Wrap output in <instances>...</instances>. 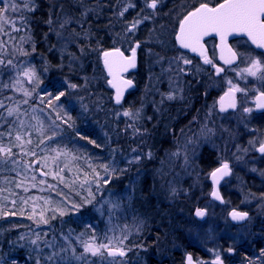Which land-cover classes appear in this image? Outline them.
Masks as SVG:
<instances>
[{
  "label": "rangeland",
  "instance_id": "1",
  "mask_svg": "<svg viewBox=\"0 0 264 264\" xmlns=\"http://www.w3.org/2000/svg\"><path fill=\"white\" fill-rule=\"evenodd\" d=\"M61 1L49 2L45 13L41 40L55 53L57 61L49 62L47 55H43L45 70L39 74L35 68L39 87L29 84L20 74L25 67H30L29 57L23 53L31 43L26 32L39 0H16L22 10L17 13L9 10L15 24L4 25L5 31L0 32V59L5 60V64L0 65V103L4 105L0 108V131L6 129L0 138L17 145L15 136L19 133L24 141L7 163L0 162V204L3 200L7 206L0 205V222L7 223L6 229L12 228L11 214H16L13 204L20 207L17 215L23 222L18 232L10 234L7 243L14 247L10 253L17 255L22 250L24 257H14L11 264H36L37 259L41 264H143L148 252L160 258L182 252L188 246L213 259L216 251L223 257L231 248L235 253L231 258L238 260L236 264H254L256 253V264H264V156L249 144L255 137L254 143L264 139V116L256 117V136H251L252 132L247 130L249 124L242 121L240 114L244 107L252 108V96L264 91V80L258 78L260 73L256 77L246 73L244 78L237 75L239 70L249 66V57L261 61L264 58H254L245 41H236L239 64L224 76L206 75L193 63L178 62L172 43L173 27L186 7L204 0H177L175 4L159 0L155 10L146 9L144 0H69L73 7L71 15L63 10ZM216 1L209 0V3ZM24 3L27 8L23 7ZM127 3L135 7L120 16ZM162 4L167 5V9H162ZM142 8H145L143 15H151V19L144 20L128 34L126 28ZM89 15L90 19L102 21L103 32L84 26ZM92 36L96 44L90 45L92 57H89L84 52ZM100 38H104L110 48L102 49ZM136 42L141 45L136 91L126 105L115 111L110 106L108 77L99 59L102 52L109 49H120L131 56ZM85 44L87 46H83ZM35 47L32 43L30 52ZM9 59L15 68L7 66ZM16 79L19 84H13ZM228 80L246 90L236 93L240 111L233 116L217 110L218 96L229 87ZM65 81L81 86L76 90L68 89L70 94L60 102L72 117L74 114V128L61 125L60 129H55L52 120L57 112L61 115L63 112L49 108L44 93L55 94L57 88L64 90ZM5 84L8 87H4ZM33 87L36 91L25 97L23 90ZM169 94L174 98L168 99ZM111 96L113 101V94ZM41 97L45 103H40ZM25 99L27 104L23 103ZM7 107L18 108L19 112L8 117ZM124 111L132 115L126 117ZM37 119L44 125L42 133L33 127ZM20 120L25 123L20 125ZM204 125L213 130L207 136L201 134ZM9 126L11 137L8 136ZM54 130L58 133L55 142L45 140L41 144ZM90 130L95 144L100 145L102 156L107 158L100 163L108 165V172L96 162L88 166L89 162L82 157V148L94 145L88 142L89 138H80L87 136ZM241 139H246L245 143L238 142ZM52 149H62L67 155L57 156ZM223 164L229 166L230 174L218 186L224 200L221 206L210 198L209 175ZM12 173L18 176L10 179ZM104 178L108 179L107 183ZM68 191L78 196L72 197ZM194 208L205 209L203 222L192 216ZM61 209L63 216L59 215ZM234 210L249 215L242 223L234 224L229 219ZM41 214L48 223L41 222ZM53 216L56 218L52 219ZM69 233L71 236L66 240ZM80 233L84 235L80 237ZM93 234L104 243L108 242L106 236L127 235L125 255L108 257L104 251L102 256L86 254L83 260L75 259L74 256L83 253V245L77 237L87 241ZM37 235L40 240L34 245L32 241ZM49 243L52 246H48ZM61 248L66 251L61 252ZM54 252L59 255L53 256ZM48 256L53 259L47 260ZM3 257L0 249V264Z\"/></svg>",
  "mask_w": 264,
  "mask_h": 264
},
{
  "label": "snow or ice",
  "instance_id": "2",
  "mask_svg": "<svg viewBox=\"0 0 264 264\" xmlns=\"http://www.w3.org/2000/svg\"><path fill=\"white\" fill-rule=\"evenodd\" d=\"M159 0H144V5L146 9L155 10L157 8V4ZM24 8H27L28 5L26 3L23 4ZM135 7L132 3H127L123 10L119 13L120 16H123L125 12L128 11L129 8ZM145 8L140 10V13L137 14L136 17L133 18V21L126 28V32L131 34L137 28V25L141 24L144 20L151 19V15H143ZM9 10L13 13H17L21 11L20 3H17L16 0L9 3L8 0H0V32H4V25H8L9 23L15 24L14 20H11L9 16ZM51 23V21H49ZM63 27V25H61ZM214 33L219 36L221 41V57L220 59L223 61L225 65H231L236 58V53L232 51L231 48H228L225 44V40L227 36L230 34H246L248 38L251 40L253 44L257 46V48L264 49V0H222V2H218L212 6H210L209 0H204V2L200 3L198 7H193L192 11H188L183 18L179 20V28L176 31L175 39L183 49H189L192 52H199V55L203 58V63L206 65H211L217 74L221 72L227 71V69L223 67H218L213 63L212 59H209L203 50V44L201 43L203 37ZM227 51L228 55L225 56L224 52ZM24 55H28V53H23ZM135 55L136 49H132V56L125 57L124 53L120 51V49H115L112 52L105 51L104 52V64L108 71V74L113 77L112 80H109L108 83L116 89L115 100L117 104H120L121 97L123 95V89L125 87L131 86V81L121 80L119 78L118 73L122 71H126L129 67L135 66ZM176 59H183L184 64H191L192 61L184 58L183 56L178 57ZM251 59V63L248 67L241 69L237 72V75L241 78H244V74L246 73L248 76L256 77L258 73L259 79L264 80V61ZM5 60L0 59V65H4ZM7 66L15 68L16 65L13 63L11 59L7 61ZM180 72H184L185 69H179ZM29 84H36V87H39L38 76L36 73V69L32 67H25L21 73ZM19 79L13 81V84H19ZM229 87L228 90L224 93L223 96L220 97V111L225 112L228 109H236L237 108V100L236 93L241 91H246L237 87L231 80L227 81ZM67 84V88L64 90L56 89V93L45 92L44 94L48 97L46 103L47 106L53 110L60 109L63 112V115L60 112H57L56 117L52 120V125L55 129H60L61 125H66L68 128H74V118L71 116L70 111L65 108V106L60 103L62 98L68 96L70 93L68 89L76 90L80 85L70 83L65 81ZM4 87H8L7 84ZM36 87H33L31 90L24 89V96L30 97L33 92L36 91ZM168 99H173L174 96L169 94ZM55 102V103H54ZM23 103L27 104L28 100L25 99ZM40 103H45L43 97H41ZM255 105L257 109H264V91H259L255 97ZM4 105L0 103V108H3ZM83 107V105H82ZM85 110H87L85 108ZM7 116L12 117L14 114L19 112L18 108L7 107ZM43 111V109H41ZM253 109L249 107H244V113H250ZM27 113H25L26 115ZM119 115V113H118ZM123 115L126 117H130L132 113L130 111H124ZM33 119H36L35 117ZM195 119V117H194ZM59 121V123H56ZM25 123L24 120H20V125ZM36 131L43 132L44 125L40 120H36V124L33 125ZM212 129L208 128L207 125L202 126L201 134L204 136L212 133ZM57 131H53L51 136H45L44 139L41 140V144L45 142V140L49 142H55V138L57 136ZM4 135L3 131H0V137ZM77 135H80L77 132ZM8 136L11 137V126H9ZM81 139H87L86 136L81 135ZM15 141L18 142L16 146L22 147L24 141L22 140L21 134H17L15 136ZM255 138L249 141L250 145L255 147V150L261 154H264V139L255 142ZM89 143H95L92 140L88 141ZM28 143H31L29 140ZM258 145V146H257ZM99 146V145H97ZM59 155H67L62 149H52ZM135 151V149H133ZM247 151V149H244ZM15 153L12 152V149L9 147L0 146V156L4 157V161L6 162L9 158L13 157ZM139 159V157H136ZM13 163H17V161H13ZM105 172H108V165H102ZM255 170V169H254ZM230 174V169L227 164H223L220 168H217L215 171L211 173L213 184H217L221 178ZM97 179L100 177L97 175ZM104 182L107 183L108 179L104 178ZM175 191V189H173ZM89 195L91 196V192L89 191ZM212 195L216 199H221L220 194L215 189L212 192ZM91 202L90 200L88 201ZM115 206V205H113ZM75 207V205H74ZM56 211V209H53ZM7 215V213H5ZM65 213L61 209L59 210V215L63 216ZM197 217H203L205 212L201 209L196 210ZM248 214L246 212H238L233 211L231 213V217L235 221H242L247 218ZM31 219V217H29ZM56 217L53 216L52 219ZM41 222L48 223V219L41 214ZM127 228V225L125 226ZM111 230V229H110ZM84 233H80V237H82ZM71 236V233L68 234V237H65L67 240ZM107 239V243L98 240V238L93 234L87 241L81 240L77 237V241L83 245V253L78 256H74L77 260L85 259L86 254H91V256H102L103 252L106 251L109 257H116L117 255L123 257L125 255L124 251V241L128 239L127 235H122L120 237H105ZM40 240L39 235H37L36 240H33L32 243L37 245V242ZM48 246H52L49 243ZM61 252L66 251V249L61 248ZM229 252L233 251L231 248L228 249ZM75 253V249H73ZM216 259L213 261V264H223V260L221 259L220 252L216 251L215 253ZM59 255V253L54 252L53 256ZM262 255H264V251H262ZM53 256L46 257L47 260L51 261ZM61 259H65L61 257ZM36 264H41V261L37 259ZM94 264V262H93ZM187 264H193V257L189 254L187 257ZM197 264H202V262H197Z\"/></svg>",
  "mask_w": 264,
  "mask_h": 264
},
{
  "label": "flooded vegetation",
  "instance_id": "3",
  "mask_svg": "<svg viewBox=\"0 0 264 264\" xmlns=\"http://www.w3.org/2000/svg\"><path fill=\"white\" fill-rule=\"evenodd\" d=\"M166 2L175 4L176 2H179V1H177V0H167ZM218 2H222V0H218L215 3H213V4H210V6H212V5H214V4L218 3ZM199 4H196V2H193V4L191 6L186 7L184 9V11L181 14V17L177 20V22L175 23V25L173 27L172 33L174 32V37L172 38V43L174 45L175 51H177L178 57L183 56L184 58H187V59L191 60L192 63L195 66H199L200 68H202L206 72V75H210V76L214 75L216 78H218V76H224V75H226L228 73H231L237 67V65L239 64V55H238V50L235 49V47H234V43L236 41H245V40L238 38V39H234V40L230 41V47H231L232 51L237 54L235 62L233 64H231V65H225L223 63V61L220 59L221 56H219L218 51H217V41H216V39L208 38V39L203 41V43H202L203 44V50L205 51V53L208 56V58L212 59L213 63L216 64L218 67H223V68L227 69V71L221 72L220 74H217L215 72V69L211 65H206V64L203 63V58L199 55V52H192L189 49L181 48L177 44V41L175 39L176 31L179 28V20L182 19L183 15H185L188 11H192L193 7H198ZM158 6L159 5H157V9H158ZM161 7H162V9H167V5H165V4L164 5L162 4ZM246 44L249 47V49H250L249 51H250V53L253 54L254 58H256V56H261V57L264 58V54H262L261 52H258L255 49H253L247 42H246ZM135 46H136L135 49L137 51V57H138L137 58L138 68H137L136 72L128 74V76H127L128 78H130L134 82L135 88H134V90L129 91L128 93H126L122 103L118 107L114 106L113 101H112V96H111L112 93L109 90V94H110V97H111L110 102H111V105H112V107H111L112 110L116 111L117 109L122 108L123 105H126L128 103V101L130 100V96L136 91L137 85H136V82H135V76L137 75L138 70H139V66H140V55H139V53H140V50H141V47H140L141 45L136 42ZM125 54L128 55L129 53L125 52ZM227 55H228V53L225 54V56H227ZM178 62L184 63L183 59H180V60L178 59ZM227 90H228V88L225 89L223 92H221L220 95L218 96L217 110L219 111V113L224 114L226 116H233V114H237L240 111V109H239V104H240L239 101H240V99H239L238 94H236V100H237V108L236 109H228L225 112H221L220 111L219 100H220V97ZM255 97H256V92L253 94L252 99H251V103H250V105L252 106L253 111L250 112V113H244L242 111V113H240V114L243 115L242 118H241L242 121L243 122L246 121L247 124H249L248 125L249 128L247 130L249 132H252L253 135H251V136H256V119L259 118V117H263L264 116V109H257L256 108ZM244 116H247V119H244ZM246 139L248 140L249 137L246 136ZM246 139L238 140V142L245 143ZM258 154L260 156H264V154H260V153H258ZM218 190H219V188H218ZM219 193H220V190H219ZM222 199H223V197H222ZM194 209H196V208H194ZM200 209H202V208H200ZM192 214H193V212H192ZM205 218H206V211H205ZM196 221L203 222V221H199V220H196ZM239 252H238V255H241ZM189 254L193 257V263L194 264H197V262H202V264H213V261L216 259V258L213 259L207 253H205V252H203V251H201V250H199V249H197L195 247L188 246L182 252L169 253V254H166L165 257L162 256L160 258L155 257L157 254L148 252V253H146V257H145L146 260H145V262L143 264H186V258L188 257ZM234 255H235L234 251H231V252L228 251V255L227 256L221 257V259L223 260V264H236L237 263L236 261H238V260L237 259L234 260V259L231 258ZM254 260H255L254 264H256V253L254 254Z\"/></svg>",
  "mask_w": 264,
  "mask_h": 264
},
{
  "label": "trees",
  "instance_id": "4",
  "mask_svg": "<svg viewBox=\"0 0 264 264\" xmlns=\"http://www.w3.org/2000/svg\"><path fill=\"white\" fill-rule=\"evenodd\" d=\"M54 1L55 0H39V2H37V4H36L37 8H36V10L34 11V13L31 16L32 23L30 22V26L28 28V31L26 32L28 37L31 40V43L29 45H27L28 50L26 52V53H28L27 56L29 57L28 63L30 64V67L36 68L38 70L39 74L41 72L43 73V70H45V67H46L45 58H47L49 60V62L51 60H52V62H56L57 61V59L55 58V55H54L55 53L52 52L50 50V48H48V46L45 47L44 44H43V41L41 40V34L44 32V29L42 28V26L45 25L46 18H47V15L45 13H47V11H48L49 2H54ZM61 2L63 3V6H62L63 10H66L71 15L73 13V7H72V5L69 4L70 3L69 0H68V2H67V0H62ZM99 20H100L99 18H98V20H95V18H93V19L91 18L90 19V15H89L88 19L86 20L87 23L85 22L84 26L85 27H90V28L94 27V29L97 28V29H100L101 32H103L104 31V24H102L101 23L102 21L100 22ZM97 21H99V22H97ZM101 28H103V29H101ZM72 29H74V27ZM101 32H99V33H101ZM91 33H93V30L90 29V34ZM95 42H96L95 36L94 37L92 36L89 39V45H88L89 48L86 50V52H84L89 57H92L91 53L89 51L90 45L93 44V43L96 44ZM32 43H34L36 47H35L34 51L30 52L29 47H30V45ZM100 44H101L100 47L102 49L110 48V46L108 45L107 41L104 38L100 40ZM83 46H87V44H85ZM35 51H36V54L34 53ZM43 55L44 56L47 55V57L45 56V58H44ZM94 57H96L95 54L93 55V58ZM44 76L47 78L46 75H44ZM110 106L112 107L111 102H110ZM71 109H72V111H74L75 107H73ZM73 118H74V114H73ZM1 131L5 132L6 129H3V130L1 129ZM86 137L95 142V136H94V133H93L92 130H90L89 133H87ZM128 143H130V142L128 141ZM97 145H99L98 142H97V144H95V143H94V145H92V144L90 145L89 144L88 147L82 148V157L89 162L88 166L94 164L95 162H96V164H100V166H101L102 164L100 163V161L107 160V158L103 157L102 154H101V150L99 148L100 145L99 146H97ZM0 146L9 147V148L12 149V152H15V153L19 152V148L16 145L7 143L2 138H0ZM76 156H78V155H76ZM27 158L30 160V156H28ZM8 160H10V158ZM7 161L5 162L4 161V157L0 156V162L1 163H7ZM9 164H10V162L5 167L7 170L9 168L8 167ZM1 171H2V169L0 168V173H1ZM4 171H6V170H4ZM4 173L8 174L7 171L4 172ZM13 175L14 174L12 173V177H10V179L16 178L18 176L16 174L14 176ZM6 181H9V178H6ZM32 193H36V192L34 191ZM68 193L72 194L69 191H68ZM73 196L76 197L78 195L73 193L72 197ZM80 198H83V197L80 196ZM83 199H85V198H83ZM2 203L5 204V207H7L6 203L3 200H2ZM11 206H15L14 208H15V212H16V214L15 213L11 214V218H12L11 221H12V224H13L12 228L11 229H6L5 226L7 225V223H5L4 221L0 222V240H1L0 246L3 249H5V250H3L2 248H0L1 252L4 253V257H3L4 260H3L2 264H11V262H13V260H14V257H17V259H22L24 257V253H25L22 250H21L22 252L18 251L17 255H16V253L15 254L14 253H10L11 249L14 248V247H11V245L7 243L8 239L10 238L9 237L10 234H13V232H18L19 229H21L22 226H23V222L22 223L20 222V220L18 219L19 216L17 215V213L19 214V212L21 210L20 207L18 206V204H13ZM1 211H2V207H1ZM3 242H5V243H3ZM15 252H17V251H15Z\"/></svg>",
  "mask_w": 264,
  "mask_h": 264
},
{
  "label": "water",
  "instance_id": "5",
  "mask_svg": "<svg viewBox=\"0 0 264 264\" xmlns=\"http://www.w3.org/2000/svg\"><path fill=\"white\" fill-rule=\"evenodd\" d=\"M208 38H214V39H216V41H217V51H218L219 56H221V41H220L219 36L215 35L214 33H211V34H209V35L203 37L201 43H203V41L206 40V39H208ZM238 38H239V39H244V40H245V41H246V42H247V43H248L253 49H255V50L258 51V52H261L262 54H264V49L257 48V46L251 42V40L248 38V36H247L246 34H243V33H240V34H230L229 36H227V38H226V40H225V44L227 45L228 48H231V47H230V41H231V40H234V39H238ZM177 44H178V42H177ZM178 45H179V44H178ZM179 46H180V45H179ZM114 50H115V49H109V50H106V51H108V52H112V51H114ZM120 51H121V50H120ZM104 52H105V51H104ZM104 52H102L101 57H100L101 66H102V68H103V70H104L106 76L108 77L106 83H107V85L109 86V88H110V90H111V92H112V94H113V104H114L115 106H119V105L122 103V101H123V99H124L126 93L129 92V91L134 90V88H135V85H134L133 81H131L130 79L126 78L125 76H126V75L128 76V74L134 73V72L137 70V68H138L137 57H136V55H135V66H134V67H129L126 71H122V72H119V73H118L119 78H120L121 80L131 81V86H130V87H125V88L123 89V95H122V97H121V102H120V104H117V103H116V100H115L116 89L113 88V87L108 83V81H109V80H112L113 77L110 76V75L108 74V71H107V69H106V67H105V64H104ZM121 52H122V51H121ZM226 53H227V51L224 52V55H225ZM124 56H125V57H131L132 55H131V56H126V55L124 54ZM235 59H236V58H235ZM234 62H235V60L233 61V63H234ZM233 63H232V64H233ZM223 95H224V94H223ZM223 95H222V96H223ZM258 153H259V152H258ZM260 154H261V153H260ZM33 165H35V162H34ZM220 167H221V166H220ZM220 167H218V168H220ZM216 169H217V168H216ZM216 169H214L213 171H215ZM213 171H212V172H213ZM212 172H211V173H212ZM37 173H38L39 175H41V176L43 175V173H42L40 170H38ZM211 173H210V175H209V178H210L211 185H212V192H213L214 189H215L216 191L219 192V190H218V186H219L220 182H222V180H223L224 178H226L228 175H227V176H224L223 178H221V179L219 180V182H218L217 184L214 185V184H213V180H212ZM212 192L210 193V198H211V200H213L214 202L218 203L219 205H223V204H224V201H223L221 195H220L221 199L218 200V199H216V198L213 197ZM219 194H220V193H219ZM197 209H200V208H196V209H194L192 215H193V217H194L196 220L203 221V220L205 219V215H204L203 217H197L196 214H195ZM201 210H203V211L205 212L204 209H201ZM231 213H232V212H231ZM231 213H230V215H229V219H230V221H231L232 223H234V224H240V223H242V222L244 221V220H242V221H235V220H233L232 217H231ZM245 220H246V219H245ZM106 254H107V252H106ZM107 256H108V254H107ZM108 257H109V256H108ZM116 257H121V256L117 255ZM186 264H187V258H186ZM193 264H194V263H193Z\"/></svg>",
  "mask_w": 264,
  "mask_h": 264
}]
</instances>
